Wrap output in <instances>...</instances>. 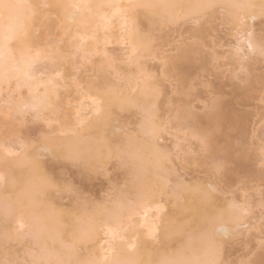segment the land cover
<instances>
[{"label":"snow or ice","instance_id":"6c2138e0","mask_svg":"<svg viewBox=\"0 0 264 264\" xmlns=\"http://www.w3.org/2000/svg\"><path fill=\"white\" fill-rule=\"evenodd\" d=\"M257 61L264 0H0V240L15 249L0 264H222L236 242L242 264H264V73L250 133L241 101L211 83L247 90ZM192 65L211 73L198 86L214 119L177 107L175 159L205 179L174 183L157 107L162 83L196 90H176ZM113 158L132 190L95 199L73 183L68 166L101 172L92 161Z\"/></svg>","mask_w":264,"mask_h":264},{"label":"clouds","instance_id":"9594fccd","mask_svg":"<svg viewBox=\"0 0 264 264\" xmlns=\"http://www.w3.org/2000/svg\"><path fill=\"white\" fill-rule=\"evenodd\" d=\"M200 78H209L211 80V73L201 71V68L192 65L190 70L186 74H181L179 76V83L176 86V90L182 92L183 90L189 88L190 86H195L196 90L191 92L189 95H174L173 88L167 83H162V93L158 101L157 107V119L156 123L160 127V131L156 140L159 148L163 151H168L173 153V165L175 168L176 175L173 176V182L177 180H182L185 183H191L198 180H203L205 177L202 173L192 168L189 164L185 163L183 159H175V143H176V133L174 129L177 126L176 112L177 107L181 109H187L193 107L196 114L200 119L207 123L214 119V114L203 112V105L201 101L207 100V91L200 88L199 80ZM213 86L216 85L215 80H211ZM124 119L131 121L133 124L132 130L139 133L138 124L140 122V117L138 115L125 114ZM139 140L145 141L147 138L140 134ZM92 163L99 164L103 167L104 171L92 172L86 168H72L68 166L69 172L73 177L79 175L80 182L85 185V189L88 190V185H91V189H94V195L97 198H103L104 194L110 191L113 186L123 187L127 185V190H132V176L129 169L121 166V164L115 159H103V160H93ZM162 201L165 203L169 209L170 215L177 219H181L180 208L177 201L171 197L169 193L163 194L161 197ZM227 217L223 218L227 221ZM219 220H212L205 225V228L211 234L213 228L216 224L220 223ZM231 226V225H229ZM163 239V233H162ZM168 246L178 247L181 244V239L177 237L173 241L167 242ZM15 249L9 245L7 242L0 240V258L5 255L14 254ZM247 249L242 243L236 242L228 244L224 248L222 264H242V261L246 259ZM186 254H190L186 251ZM159 254H154L153 262L158 260Z\"/></svg>","mask_w":264,"mask_h":264},{"label":"rangeland","instance_id":"374dc122","mask_svg":"<svg viewBox=\"0 0 264 264\" xmlns=\"http://www.w3.org/2000/svg\"><path fill=\"white\" fill-rule=\"evenodd\" d=\"M221 40H227L228 37L221 34L220 36ZM227 47V44L225 45ZM254 68L256 70V74L259 76L261 73H264V65H262L259 61L254 63ZM203 71V69H201ZM217 86L223 85V91L224 94L228 97H232L231 100L227 101L229 104L234 105L237 100L241 101V110L244 111L246 117L245 120L247 122V130L249 133L255 127L257 130H259L260 125V116H261V109L260 106L257 103L258 95H259V87L257 90V93L254 95V97L251 100L245 101L241 97L239 98V85H235L231 80H224L223 77H219V79L216 81ZM73 183L80 189L81 192H83L84 195L88 196L89 198H95L94 195V189H91V185H88V190L85 189V185L80 182L79 175L73 178Z\"/></svg>","mask_w":264,"mask_h":264},{"label":"bare ground","instance_id":"6f19581e","mask_svg":"<svg viewBox=\"0 0 264 264\" xmlns=\"http://www.w3.org/2000/svg\"><path fill=\"white\" fill-rule=\"evenodd\" d=\"M20 2L25 3V2H35V0H20ZM251 72H252V78H251V84L250 87L247 90L241 89L239 90V98L241 97L243 100L248 101L251 100L254 95L257 93L259 84H260V76L256 74V70L254 68V64L251 66ZM229 104V102H227ZM246 117V115H245ZM244 118V123L247 127V122Z\"/></svg>","mask_w":264,"mask_h":264}]
</instances>
